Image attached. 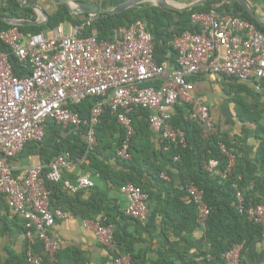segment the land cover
I'll return each mask as SVG.
<instances>
[{"label": "built area", "instance_id": "1", "mask_svg": "<svg viewBox=\"0 0 264 264\" xmlns=\"http://www.w3.org/2000/svg\"><path fill=\"white\" fill-rule=\"evenodd\" d=\"M230 2L216 0L207 12L191 15L190 24L198 31L187 30L173 39L175 63L170 70L155 62L153 38L142 21L114 30L109 41L100 40L92 29L96 14H89L77 26L59 25L50 35L22 33L15 26L0 32V43L7 48L0 50V197L24 222L26 239L40 241L51 262L60 246L50 237V231L66 215L51 210L47 183L76 194L93 188L94 182L88 175L78 177L75 183L62 177L73 164L69 155L57 157L46 172L30 167L22 180L13 176L11 161L27 144L44 139L48 122L79 130L89 151L97 145L96 127L107 109L124 132L116 149V157L122 161L132 158L130 144L135 130L131 116L139 108L149 111V127L158 142L167 147L186 145L184 132L171 125L170 109L179 103L189 107L204 136L212 135L208 107L194 97L188 78L217 74L241 81L251 77L264 81V32L241 15L227 11ZM85 30L90 34L84 35ZM11 56L28 69V74H14ZM153 81H159L160 86H144ZM86 100H93V105L82 118L71 106ZM220 148L228 160L226 170L219 171L218 161L212 159L204 161V169L224 177L234 169L236 157L224 145ZM161 176L167 180L164 173ZM120 193L130 201L126 215L145 222L149 194L133 184L123 185ZM187 193L198 211L197 223L205 230L209 209L203 192L190 184ZM236 200L239 214L260 226L264 239V204L245 206L241 192H237ZM94 233L110 257L107 264H130L128 255L116 254L114 227L97 221ZM242 248L235 245L224 253V264H241ZM25 258L28 264H39L31 251Z\"/></svg>", "mask_w": 264, "mask_h": 264}, {"label": "trees", "instance_id": "2", "mask_svg": "<svg viewBox=\"0 0 264 264\" xmlns=\"http://www.w3.org/2000/svg\"><path fill=\"white\" fill-rule=\"evenodd\" d=\"M27 1L39 3L37 0ZM78 1L88 2L89 0ZM175 1L190 3L193 0ZM214 1L216 0H208L203 5L183 13L159 9L145 4L128 9L120 14L98 15L92 28L97 31L100 40L109 41L114 30L142 21L153 38L155 62L165 67L167 65L174 67L175 52L171 47V42L176 36H180L187 30L198 31L196 27H192L190 24L191 15L207 12ZM229 8L227 7V11H229ZM46 13L49 15V21L45 25L17 27L18 30L22 33H42L46 35L63 23L77 26L83 23L87 15H71L65 7L58 4L50 10H46ZM233 13L239 15L235 10ZM0 16L31 21L37 19V14L31 8H23L18 0H0ZM242 17L245 18L243 15ZM245 19L253 22L260 31L264 32L254 21L248 18ZM10 27V25L0 22V32ZM90 32V30H85L83 34L89 35ZM0 50L7 51V48L0 43ZM10 63L15 75L24 76L28 74V69H24L23 65L14 56L10 57ZM159 85V82H152L144 86L158 87ZM92 105L93 100H86L78 105L71 106V109L84 118ZM148 115L149 111L147 109L139 108L131 116L135 134L130 144L132 154L130 161L118 159L116 149L111 151L113 146L111 139L115 134L118 135L116 146L118 148L124 137V132L117 124L116 116L108 109L104 111L101 122L96 127L97 145L89 151L84 145L83 150L84 153L87 152V157L90 158L88 161H90L92 168L99 174L100 178L111 182L115 188L120 189L123 185L133 184L141 191L149 194V202L154 200L158 192L164 194L159 209L152 210L148 207L147 220L141 222L123 215L116 208L109 207L108 193L94 187L87 190L88 195H85L84 190L76 194H68L65 191L67 194H64L63 203H66L67 212L81 220L98 221L103 226L114 227L116 254L128 255L130 264H197L190 257V252L194 247L190 236L196 229L200 228L197 223L198 211L192 202L186 204L180 193L174 188L175 181L170 169H175L180 177V188L187 195L188 185L194 184L203 192L204 203L209 209L208 217L205 220V237L209 245V259L203 264H224L222 256L231 250L233 246L243 245V251L254 243L263 240L261 227L247 221L245 216L240 215L236 209L237 192L243 194L245 206L264 204V202L255 199L253 190H243L246 183L244 179L240 178L242 170L237 160L231 173L224 175V177L210 174L204 169V161L212 159L218 161L219 171L224 172L226 170L228 160L220 149V144L224 140L218 135L204 137L201 124L194 120L185 121L180 117H172L171 125L184 132L186 145L184 147H167L162 144L166 151L161 149L160 152H153L150 155L147 145H136V139L151 133ZM46 126L48 129L57 132L61 129L60 126L52 122H48ZM227 149L232 154H236L230 147H227ZM177 156L179 157L178 162L174 161ZM235 156L237 157V155ZM110 160H114L123 169V172L118 174V172L113 171L109 166ZM258 163L264 172V151L260 155ZM164 168H166V171H164ZM163 173L168 176L169 182L162 178ZM56 186L62 188L60 185L47 183V188L51 191V210L59 208L54 203L55 196L53 193ZM157 215L162 217L164 228L172 230L173 236L185 243L181 250L165 249L163 244L155 250L151 247L136 250V244L140 242L142 233L151 235L156 231L155 221ZM99 216L101 217L98 220ZM22 227L24 229V222ZM130 227L134 228L135 231L132 232ZM164 240H169V236L166 235ZM152 254H155L156 257H150ZM80 255L73 251L61 252L59 250L55 256V261L51 264H86V260ZM254 262L255 264H264V251L255 254ZM7 264L28 263L24 255L23 258H11Z\"/></svg>", "mask_w": 264, "mask_h": 264}, {"label": "crops", "instance_id": "3", "mask_svg": "<svg viewBox=\"0 0 264 264\" xmlns=\"http://www.w3.org/2000/svg\"><path fill=\"white\" fill-rule=\"evenodd\" d=\"M37 1L45 12L58 4L54 0ZM127 1L130 0H89L85 3L98 6L105 11H111ZM172 1L179 5L189 4ZM194 1L196 0L192 2ZM228 7H230L229 12L237 11L239 15L254 21L264 30V0H231ZM246 10L255 19L250 17ZM81 14H87L83 22L86 21L89 14H96L97 17L103 15L97 13H75L71 15ZM36 20L41 21L42 17L37 14ZM60 25L68 28L72 24L63 23ZM48 35H50V32ZM166 68L170 70L172 67L167 65ZM188 80L193 84L194 97L200 99L208 107L214 127L212 135H218L224 140L221 144L226 149L230 147L236 152L237 157H235L242 170L240 178L244 179L246 183L243 190H253L255 199L264 202V172L258 163L260 155L264 151V81L252 77L241 81L217 74L190 77ZM159 84L161 83L159 82ZM170 112L172 117H180L185 121L193 120L189 107L182 103L176 104L170 109ZM45 129L46 134L41 142L27 144L23 151L11 161L10 168L13 176L22 180L32 166L41 167L46 172L48 165L57 157L69 155L73 164L71 168L62 172L64 179L75 183L78 177L90 176L94 182V187L108 193L109 207L116 208L118 212L126 215L130 205L128 197L120 193V189L115 188L111 182L100 178L99 174L92 168L90 161H88L90 158L87 157V152L84 153L83 150L84 143L81 139V132L76 129H64L62 127L58 132L48 129L47 126H45ZM111 141L113 143L111 151H114V149H117L118 135L115 134ZM142 144L148 146L150 155L153 152H160L161 149L166 151L152 131L149 135L140 136L136 139V145L141 146ZM109 166L118 174L123 172V169L114 160L109 161ZM164 171H166V168H164ZM170 172L175 181L174 188L180 193L183 201L189 204L188 193L186 195V192L180 188V177L177 170L170 169ZM218 176L222 177L221 175ZM166 181L169 182L168 176ZM87 190L89 189H84L85 195H88ZM53 194L55 196L54 203L59 207L54 210L62 211L66 215L64 220H57L50 231V237L59 244L61 252L73 251L81 254L86 260V264H107L110 257L96 239L94 233L95 222L81 220L67 212L66 203H63L64 194L67 193L61 187L56 186ZM163 199L164 194L158 192L154 200L148 203V207L152 210L159 209L160 202ZM100 217L97 219L99 220ZM22 223V219L7 207L6 199L0 197V264H7L11 258H23L27 251H31L39 259V264H51L44 251L43 244L37 239L31 241L26 239ZM155 223L157 229L154 233L151 235L142 233L141 240L135 247L137 251L150 247L155 250L162 244L165 249L176 250H181L185 246L182 240L173 236L172 230L164 228L160 215L156 216ZM130 230L135 231L131 227ZM166 235L169 236V240H164ZM190 239L194 246L190 252V257L197 264L205 263L209 259V245L205 237V230L201 227L196 229ZM262 251H264V239L242 251L241 264H255V254ZM150 257L154 258L156 256L152 254Z\"/></svg>", "mask_w": 264, "mask_h": 264}, {"label": "water", "instance_id": "4", "mask_svg": "<svg viewBox=\"0 0 264 264\" xmlns=\"http://www.w3.org/2000/svg\"><path fill=\"white\" fill-rule=\"evenodd\" d=\"M59 5H62L71 14L75 13H97V14H108V15H115L120 14L128 9L140 7L145 4H149L151 7L159 8V9H165L174 11L177 13H183V12H189L193 10L196 7H199L203 5L208 0H196L189 4L179 5L175 3L172 0H130L127 2H124L123 4L119 5L115 9L111 11H105L102 10L98 6L91 5L89 3L80 2L78 0H54ZM20 5L23 8H31L36 14L40 15L42 17L41 21L35 20H27V19H19V18H4L0 16V22H3L10 26L15 27H32V26H43L49 21V15L45 12V10L38 4L34 2H29L27 0H18ZM73 5V7H71ZM246 9V8H245ZM246 12L255 19V17L250 14L247 10Z\"/></svg>", "mask_w": 264, "mask_h": 264}]
</instances>
